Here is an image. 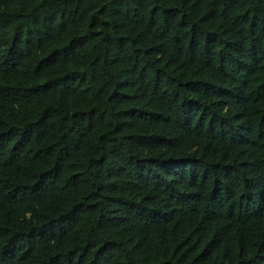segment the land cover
Instances as JSON below:
<instances>
[{"label":"trees","instance_id":"16d2710c","mask_svg":"<svg viewBox=\"0 0 264 264\" xmlns=\"http://www.w3.org/2000/svg\"><path fill=\"white\" fill-rule=\"evenodd\" d=\"M0 264H264V0H0Z\"/></svg>","mask_w":264,"mask_h":264}]
</instances>
